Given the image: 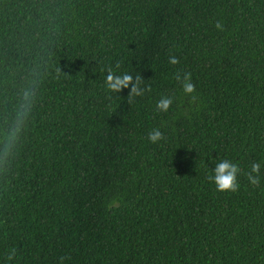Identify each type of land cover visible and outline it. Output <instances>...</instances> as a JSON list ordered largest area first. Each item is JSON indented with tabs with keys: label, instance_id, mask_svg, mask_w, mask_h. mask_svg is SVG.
Returning <instances> with one entry per match:
<instances>
[{
	"label": "trees",
	"instance_id": "obj_1",
	"mask_svg": "<svg viewBox=\"0 0 264 264\" xmlns=\"http://www.w3.org/2000/svg\"><path fill=\"white\" fill-rule=\"evenodd\" d=\"M0 264H264V0H0Z\"/></svg>",
	"mask_w": 264,
	"mask_h": 264
},
{
	"label": "clouds",
	"instance_id": "obj_2",
	"mask_svg": "<svg viewBox=\"0 0 264 264\" xmlns=\"http://www.w3.org/2000/svg\"><path fill=\"white\" fill-rule=\"evenodd\" d=\"M215 27L221 29L222 25L217 22ZM168 63L175 65L178 60L175 56L168 58ZM176 79L181 81V87L185 94L193 92V85L190 82V76L188 73L183 74V78L177 74ZM106 87L113 92H119L123 88L130 87V92L133 95H140L142 89L139 88L138 83L133 81V77L127 73L119 75L113 74L111 71L105 77ZM30 93H24V102L20 105L16 112V119L14 125L9 129L6 141V147L10 146L12 142L17 138V134L21 125L24 123L26 116L30 110ZM173 103L171 97H161L156 103V109L159 111H167L169 106ZM149 142L155 143L162 139V132L158 128L152 129L147 136ZM260 163H251L250 172L247 175L249 182L252 185H256L259 182V170ZM240 173V167L237 163H234L227 159H221L215 163V167L211 168V174L208 176V180L214 185L215 189L219 192L235 191L238 187V175ZM9 258H11L9 256Z\"/></svg>",
	"mask_w": 264,
	"mask_h": 264
}]
</instances>
